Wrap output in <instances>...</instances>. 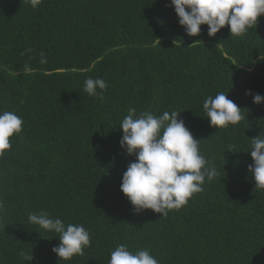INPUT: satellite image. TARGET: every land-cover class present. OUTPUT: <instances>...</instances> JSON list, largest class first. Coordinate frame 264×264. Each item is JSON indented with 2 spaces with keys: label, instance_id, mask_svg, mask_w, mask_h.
<instances>
[{
  "label": "trees",
  "instance_id": "16d2710c",
  "mask_svg": "<svg viewBox=\"0 0 264 264\" xmlns=\"http://www.w3.org/2000/svg\"><path fill=\"white\" fill-rule=\"evenodd\" d=\"M88 77L107 82L102 98L83 92ZM221 91L245 119L216 130L203 102ZM248 91L264 96V15L242 37L227 25L190 37L171 0H0V111L24 121L0 157V264H107L120 244L159 264H264V191L247 152L264 134V103ZM130 108L180 112L218 169L167 217L136 214L120 190L136 159L120 146ZM40 211L90 232L83 255L58 259V234L28 221Z\"/></svg>",
  "mask_w": 264,
  "mask_h": 264
},
{
  "label": "clouds",
  "instance_id": "9594fccd",
  "mask_svg": "<svg viewBox=\"0 0 264 264\" xmlns=\"http://www.w3.org/2000/svg\"><path fill=\"white\" fill-rule=\"evenodd\" d=\"M23 2L36 9L42 0ZM171 6H174L179 25L190 37L199 35L202 25H207L209 37L226 25L231 37H242L249 29L256 28L258 18L264 15V0H171ZM39 56L40 64L48 62L43 51ZM24 71L31 72V66L25 64ZM107 87L103 78L88 77L83 92L102 98ZM245 94L252 95L257 105L264 103V96L260 94L253 95L251 91ZM203 111L216 130L238 125L245 119L242 110L223 91L208 96L203 102ZM179 113L165 111L156 116L143 111L137 115L136 110L130 108L119 125L123 133L121 148L127 156L136 157L122 175L120 190L136 214L150 209L167 217L170 211L181 209L194 194L203 191L206 181L210 183L219 175L216 165L201 154L200 141L193 137L184 121L178 119ZM23 124V119L14 111H0V157L11 149L10 138L21 134ZM247 152L253 160L248 171L254 189L264 191V134L260 132L250 139ZM28 221L58 234L59 244L52 251L59 260L70 261L74 256L83 255L84 249L91 245L90 232L82 224H65L61 218H53L45 211L29 213ZM20 255L25 261L33 259L23 251ZM107 264H159V261L148 249L133 252L128 245L120 244L110 252Z\"/></svg>",
  "mask_w": 264,
  "mask_h": 264
}]
</instances>
